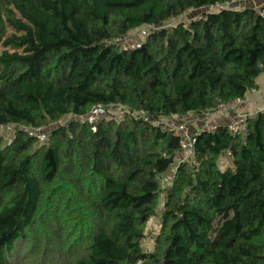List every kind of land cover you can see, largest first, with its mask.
<instances>
[{"label":"trees","instance_id":"obj_1","mask_svg":"<svg viewBox=\"0 0 264 264\" xmlns=\"http://www.w3.org/2000/svg\"><path fill=\"white\" fill-rule=\"evenodd\" d=\"M232 1L0 0V127H18L0 140V264L36 231L67 264H264V107L235 133L198 130L161 183L182 139L159 121L260 89L264 7H217ZM141 28L138 46L116 42ZM113 105L120 120H86Z\"/></svg>","mask_w":264,"mask_h":264},{"label":"rangeland","instance_id":"obj_2","mask_svg":"<svg viewBox=\"0 0 264 264\" xmlns=\"http://www.w3.org/2000/svg\"><path fill=\"white\" fill-rule=\"evenodd\" d=\"M201 13H202L201 10H190L186 14H184L183 17L177 20L168 21L165 24L161 25V27L170 28L173 25L177 24L178 22L189 21L191 18L196 17L200 15ZM148 30L149 28L137 29L129 33L124 38L117 39L116 42L120 44L122 48H132V47L138 46L141 43V41L144 40L145 38L144 33L147 32ZM263 105H264V84L260 85V89L257 90V93L253 96L251 104L245 105L244 110L251 109L252 112H255L257 111L258 107L262 108ZM122 109H123L122 106H118V105L113 106L111 108V111H112L111 114L115 115V119L117 121L120 120V118L122 117L121 116ZM239 110L241 111L239 107L237 110H231V108L227 109L226 107H223L221 105L218 108H216V110L214 111H208L203 114L192 113V114L187 115L186 119H181V120L188 121V129H189L188 131L190 132V135L191 134L195 135L198 130H203L204 128L210 129L211 127H214L220 123L227 124V122L230 121L229 119H231L233 122L234 116L239 115L238 113ZM104 116H102L101 119H103ZM105 117L107 119H110V116L108 115ZM159 122L161 125H164V127L167 128V124H168L167 120H164V121L161 120ZM62 123L63 122H61V124ZM14 125H10L0 130V140L2 141V143H4V145L5 143H8L15 137L16 130L18 127ZM48 130H46L45 128L38 129V130L33 129V130H29V133L35 135L38 138L39 144L40 143L42 144V143H45V141H47L46 136H47ZM42 136L43 137L45 136V139H42ZM193 157H194L193 151H186L185 153L178 154V156L176 157V164L162 177L161 183L164 189L171 187L173 185V181H174L173 176H174L175 169L177 168V165L180 162H184V161L191 162ZM227 161H229L228 157L222 158V165L225 166L227 164ZM160 199L161 201H163L164 196H161ZM70 229H71V225H68L67 231H69ZM161 229L162 228H161L160 216L153 217L152 219L149 220V222L146 225L147 238L144 241V245L146 248L148 249L153 248L154 239L160 233ZM42 235H43V231H36L34 233L35 242L30 241L31 237L29 235V238L27 240L28 245L27 244H25L26 246L21 245L16 250L17 252L14 257L13 264H67L66 262H68L69 259L72 257L71 249L67 250L66 248V253H65L66 256L62 254V250H63L62 246H58V247L55 246V248H53L55 250L52 249L53 250L52 252L49 249H47L48 246L47 244H45ZM60 243H57V244L60 245ZM62 243H64L63 240H62Z\"/></svg>","mask_w":264,"mask_h":264},{"label":"built area","instance_id":"obj_3","mask_svg":"<svg viewBox=\"0 0 264 264\" xmlns=\"http://www.w3.org/2000/svg\"><path fill=\"white\" fill-rule=\"evenodd\" d=\"M235 2H237V3H235ZM241 2L243 4H246V3L251 4L252 3V4H256L257 7H264V0H238V1L229 2L226 5H218L217 7L218 8H224V7H228V6H233L235 4L241 5ZM144 34L147 35L148 31L145 32ZM256 93H257V90L253 89V90H251L250 94H248L244 98L238 99L237 101L231 102L229 104L222 105L223 107H226L227 109L231 108V110H237L238 107L241 109V111L240 110L238 111V113H239L238 116L239 117L238 116H234L233 122H232L231 119H229L230 121L228 122V125H229V129L232 132L235 133V132L240 131L241 129H244L246 127V120L248 118V115L252 111H251V109L244 110V107H245V105H250L251 104L252 98H253V96ZM113 106H109V107L96 106V107H94L88 113V115L86 117V120L90 124L95 125L96 122L98 120H100L102 118V116H104V115L105 116H107V115L110 116V119H108V120L115 119V115L111 114L112 113L111 108ZM235 108H237V109H235ZM105 116L103 118H106ZM61 122L64 123L65 121H61L60 120L59 124H61ZM167 123H168L167 124V128L168 129H173L176 134L181 136L182 141H181V149H180L179 153L182 154V153H185L186 151H193L194 150L195 138H194V135H192V134L190 135V132L188 131L189 130L188 129V121L187 120H181L178 117L177 118L173 117V118H170L167 121ZM11 125H14V124H11ZM8 126H10V125L2 126V127H0V130L3 129V128H6ZM215 128H216V126L211 127L210 129H208V128H204V129L213 130ZM22 129L33 130V129H30V128L28 129L27 127H24V128L22 127ZM38 129H44V128H37L36 130H38ZM93 129L95 130L96 128H93ZM42 139H45V136L44 137L42 136Z\"/></svg>","mask_w":264,"mask_h":264},{"label":"crops","instance_id":"obj_4","mask_svg":"<svg viewBox=\"0 0 264 264\" xmlns=\"http://www.w3.org/2000/svg\"><path fill=\"white\" fill-rule=\"evenodd\" d=\"M260 82H261L260 85H263V84H264V78H261V79H260ZM262 107H264V105H263ZM259 108H260V107H258L257 110H258Z\"/></svg>","mask_w":264,"mask_h":264}]
</instances>
